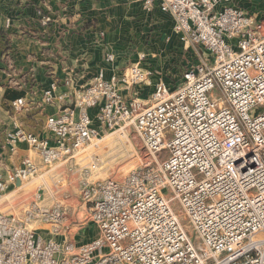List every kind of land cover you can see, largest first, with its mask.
Here are the masks:
<instances>
[{"label":"built area","instance_id":"built-area-1","mask_svg":"<svg viewBox=\"0 0 264 264\" xmlns=\"http://www.w3.org/2000/svg\"><path fill=\"white\" fill-rule=\"evenodd\" d=\"M143 1L148 12L158 5L172 16L176 34L199 61L179 81L144 66V57L122 73L102 68L74 109L48 115L53 142L22 127L7 132V144L27 143L47 167L88 153L89 163L80 167L84 219L99 234L80 245L44 240L30 224L41 220L57 232L67 212L60 201L43 207L39 191L24 217L0 212V264H264V22L233 0ZM115 59L107 53V63ZM54 89L44 91L46 103L69 97H56ZM129 130L151 158L121 179L95 178L104 135L127 137ZM38 170L26 157L14 171L0 172V197Z\"/></svg>","mask_w":264,"mask_h":264},{"label":"crops","instance_id":"crops-1","mask_svg":"<svg viewBox=\"0 0 264 264\" xmlns=\"http://www.w3.org/2000/svg\"><path fill=\"white\" fill-rule=\"evenodd\" d=\"M232 4L264 22V0H233ZM47 16L50 21L45 22ZM174 26L170 14L158 5L148 12L143 0H0V172L14 171L26 157L39 167L28 180L9 185L0 197V212L24 217L40 191L43 207L51 208L60 201L67 212L57 232L41 220L30 224L44 240L80 245L98 236L96 225L84 219L81 196L80 167L89 163L88 153L47 167L27 143L7 144V132L22 127L53 142L54 135L46 128L48 115L73 105L102 68L108 75L122 73L144 57V66L179 81L164 67L169 56L183 49ZM107 53H114L113 63L106 62ZM193 56L195 60H183L185 68L199 61L198 55ZM53 85L56 97L66 93L69 97L46 103L44 91ZM18 99L24 101L22 107L13 106ZM96 111L91 110L93 116ZM103 173L94 177H103Z\"/></svg>","mask_w":264,"mask_h":264},{"label":"rangeland","instance_id":"rangeland-1","mask_svg":"<svg viewBox=\"0 0 264 264\" xmlns=\"http://www.w3.org/2000/svg\"><path fill=\"white\" fill-rule=\"evenodd\" d=\"M182 47L183 49L176 51V55L169 56V59L164 62V67H167L165 68L167 73H171L173 75L174 80L176 78L179 79V77L181 78V75L179 73L186 67L183 66V60H186L187 62L193 59L195 60V56H193L195 53H192L193 51L186 47L181 41L180 48ZM187 52L189 53V58L186 56ZM201 52L202 55L205 57L207 52H205L204 50H202ZM173 69H176V72H174ZM210 96L215 97L214 94ZM96 154L99 155L102 159L101 172H104L105 175L109 174L110 176H114L118 179L123 178L124 176L128 175L133 171L141 169L144 163L151 158L133 130L128 131L127 137L121 136L118 132L106 133L104 135L103 140L100 141L99 147L96 149ZM165 155H167V151H164L162 154V156ZM104 169H106V171H104ZM161 188L165 196L171 199V188L166 183L162 184ZM170 204L173 209L179 213V216L183 220V223L185 224L187 229H191L189 220L185 218L182 207L179 202L173 199ZM193 239H197L195 233H193Z\"/></svg>","mask_w":264,"mask_h":264},{"label":"water","instance_id":"water-1","mask_svg":"<svg viewBox=\"0 0 264 264\" xmlns=\"http://www.w3.org/2000/svg\"><path fill=\"white\" fill-rule=\"evenodd\" d=\"M71 109H74L75 108V103L71 106H69Z\"/></svg>","mask_w":264,"mask_h":264}]
</instances>
